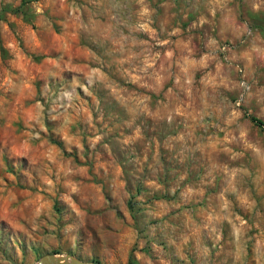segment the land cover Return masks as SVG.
<instances>
[{
  "label": "rangeland",
  "instance_id": "rangeland-1",
  "mask_svg": "<svg viewBox=\"0 0 264 264\" xmlns=\"http://www.w3.org/2000/svg\"><path fill=\"white\" fill-rule=\"evenodd\" d=\"M264 0H0V264H264Z\"/></svg>",
  "mask_w": 264,
  "mask_h": 264
},
{
  "label": "water",
  "instance_id": "water-1",
  "mask_svg": "<svg viewBox=\"0 0 264 264\" xmlns=\"http://www.w3.org/2000/svg\"><path fill=\"white\" fill-rule=\"evenodd\" d=\"M35 264H94L91 262L81 261L69 254L65 255H52L47 254L42 256Z\"/></svg>",
  "mask_w": 264,
  "mask_h": 264
},
{
  "label": "trees",
  "instance_id": "trees-1",
  "mask_svg": "<svg viewBox=\"0 0 264 264\" xmlns=\"http://www.w3.org/2000/svg\"><path fill=\"white\" fill-rule=\"evenodd\" d=\"M249 121L254 125V126H256L257 128H259V129H261V130H263V128H264V124L260 121V120H258L257 118H255V117H249Z\"/></svg>",
  "mask_w": 264,
  "mask_h": 264
}]
</instances>
